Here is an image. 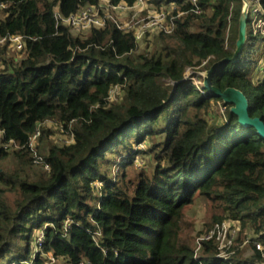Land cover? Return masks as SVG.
<instances>
[{
	"label": "trees",
	"instance_id": "16d2710c",
	"mask_svg": "<svg viewBox=\"0 0 264 264\" xmlns=\"http://www.w3.org/2000/svg\"><path fill=\"white\" fill-rule=\"evenodd\" d=\"M100 1L0 0V37L25 40L17 61L0 47V161H18L0 166V264H264V138L186 75L233 56L243 0H198L200 13L188 0H151L158 9L174 2V28L142 52L112 20L80 36L57 18ZM257 37L212 83L241 90L250 116L264 121V76L251 73ZM220 102L223 116L211 118ZM48 120L73 141L37 150L38 159L30 138L48 136ZM146 152L152 167L135 173ZM200 199L212 223L239 224L252 255L220 258L213 240L195 252L186 211Z\"/></svg>",
	"mask_w": 264,
	"mask_h": 264
},
{
	"label": "rangeland",
	"instance_id": "374dc122",
	"mask_svg": "<svg viewBox=\"0 0 264 264\" xmlns=\"http://www.w3.org/2000/svg\"><path fill=\"white\" fill-rule=\"evenodd\" d=\"M173 10V6L169 4H163L158 9L157 6L151 1V0H144V5L139 7V9L132 10V11H124L119 13H112L114 18L117 20L118 23L124 24L129 23L132 25V28H139L143 24H145L146 20L151 18H156L159 12L165 11L166 15L167 13H171ZM250 15L253 17L255 13L250 10ZM172 14V13H171ZM3 14L0 13V17ZM168 16V15H167ZM168 23H170L168 21ZM164 24V23H161ZM167 25V24H166ZM70 29H72L70 27ZM74 32L75 30L72 29ZM75 33H77L75 31ZM79 33V32H78ZM87 33L81 32L79 33L80 36H83ZM155 33H158L156 31H150L146 35H142L141 39H139L138 42V51H149L152 49L153 40L155 38ZM251 28H248V37L252 36ZM229 36V35H228ZM6 44V43H5ZM5 44H0L1 46H4ZM255 63H251V73L253 76L256 77H263L264 72V38L263 37H257L256 39V47L253 52ZM4 58L11 59L14 61L20 60L24 57L23 52H19L15 48L11 47L10 45H7L6 51L4 53ZM0 67H2V62L0 60ZM207 72V70H201V69H191L189 68L186 72L187 77L189 75H196L194 82H196L195 85H198L199 87L203 86L204 81V75ZM201 79V80H200ZM123 91L120 87H114L111 91L110 100L112 101H119L122 98ZM215 105V104H214ZM215 109L210 112V117L214 119H219L221 116H223L225 112L226 106L222 104L221 102L218 103L217 106H214ZM43 126L48 128L50 130V134L46 137H44L42 140H39L41 135L40 134L37 137L32 136V149H33V156L35 158H38L37 150L40 152V150H44L46 148L52 145L57 146H63L66 144H70L73 141V136L70 135L69 131H66L63 126L58 124L55 121L48 120L46 121ZM148 142H144L143 144H140L138 148H141L142 150L148 149L147 147ZM12 151V149H11ZM39 159V158H38ZM153 158L151 157V154L146 152L145 154H139L137 156V160L135 163V173L140 172L143 167H146L147 169L149 167H152L153 164ZM0 166H2L5 170H14L18 167V161L13 157L9 156L8 158L0 161ZM35 168L33 169V172H46L45 168L42 169L40 164H35ZM96 185H99V182H96ZM186 220H187V226H186V234L191 237L192 244L195 249V252L200 253L201 247L203 244V241L207 240H213L216 250L221 252V254L227 253V251H232V254L234 252L241 254L243 256H250L253 253L252 245L250 242H247V236H241L240 233V226L236 222H232L230 220H224L223 223L216 222L212 223L210 219V213H209V205L206 202V200L200 199L198 203L195 206L190 207L186 211ZM217 224H221L220 228L215 229ZM39 236H42V232H39V230L36 231ZM51 255H49L50 257ZM50 259L54 262L51 257Z\"/></svg>",
	"mask_w": 264,
	"mask_h": 264
},
{
	"label": "built area",
	"instance_id": "2783aa9c",
	"mask_svg": "<svg viewBox=\"0 0 264 264\" xmlns=\"http://www.w3.org/2000/svg\"><path fill=\"white\" fill-rule=\"evenodd\" d=\"M188 1H190L193 4L194 8L192 10L195 13L201 12L200 7L198 6V0H188ZM249 1H250V10L252 9V11L255 13V15L252 17L250 15L251 12L249 11V20L251 23L252 34L264 35V18H263L264 9L261 5V2L260 0H249ZM142 5H144V0H136V2L133 5H128L126 3L112 4L110 0H101L98 6L84 7L81 10H79L77 13L66 18H63L59 14V12H57V18L61 19V21L66 23L67 25H70L73 30L79 33L89 31L92 28H99V29L104 28L107 25L108 21L112 20L117 24L118 28L122 30L133 31L136 41L141 39L142 35L144 34L146 35L150 31H156V32L165 31L169 33L173 30L174 16H172V18H169V15L171 13H167L168 15L167 16L165 11L159 12L156 18L150 19L149 17V19L146 20L145 24H143L139 28H132L130 22L120 24L112 15L113 12L119 13L124 11L136 10L139 9V7H141ZM169 5H172L174 10L175 8L174 2L171 1ZM182 14L183 12H180L179 16ZM168 21L170 23H168ZM5 43H8L11 47L15 48L18 51L23 50L25 47V40L21 35H10L8 37H0V44H5ZM194 83L196 84V82ZM39 134H40V130L37 129L32 136L37 137ZM3 135H4V131L0 128V140L2 139ZM9 145L10 144L4 145V147H7ZM30 146L32 147L31 138H30ZM220 225L221 224H217L215 229L220 228ZM42 239H43V235L38 239L40 245L42 243ZM246 241L250 242L249 239H247ZM256 249H258L259 251H264V247L260 243H256ZM233 254L232 251L231 252L227 251V253L223 255L221 254V252H219L217 256L223 259H230Z\"/></svg>",
	"mask_w": 264,
	"mask_h": 264
},
{
	"label": "water",
	"instance_id": "95a60500",
	"mask_svg": "<svg viewBox=\"0 0 264 264\" xmlns=\"http://www.w3.org/2000/svg\"><path fill=\"white\" fill-rule=\"evenodd\" d=\"M250 11V1L243 0V9L240 17L239 35L236 42V50L232 57L225 58L214 63L204 75L203 87L216 98H221L223 103L232 104L231 111L238 117V120L244 126L255 127L256 130L264 138V121L260 117H251L249 114V99L239 89L229 87L222 90L218 86L213 85L212 78L215 72L228 63H237L240 61L244 47L248 38V20Z\"/></svg>",
	"mask_w": 264,
	"mask_h": 264
}]
</instances>
